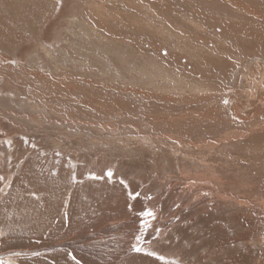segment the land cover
<instances>
[{
  "label": "rangeland",
  "instance_id": "1",
  "mask_svg": "<svg viewBox=\"0 0 264 264\" xmlns=\"http://www.w3.org/2000/svg\"><path fill=\"white\" fill-rule=\"evenodd\" d=\"M262 70L264 0H0V202L20 189L33 205L55 204L38 212L44 231L60 234L41 240L37 263L83 264L100 242L104 259L132 251L120 264H217L208 247L192 250L196 237L210 241V209L192 222L163 190L177 198L182 171L222 170L230 156L254 157L247 173L264 176L260 137L230 153L197 148L242 132L241 118L263 121ZM228 210L212 215L229 224ZM263 222L248 241L254 253ZM20 236L6 246L17 262L30 250Z\"/></svg>",
  "mask_w": 264,
  "mask_h": 264
},
{
  "label": "bare ground",
  "instance_id": "2",
  "mask_svg": "<svg viewBox=\"0 0 264 264\" xmlns=\"http://www.w3.org/2000/svg\"><path fill=\"white\" fill-rule=\"evenodd\" d=\"M237 6L240 7L239 4H237ZM253 12H254V10L251 12V14H254ZM248 13H250V12H248ZM4 17H5V15H4ZM259 17H260V14H259ZM248 49H250V48H248ZM260 73L264 77V71L262 70V71H260ZM260 85H261V83H260ZM166 120H167V118H166ZM241 120L245 123V129H243L242 132L237 131L234 133L225 134L224 136H222L217 141H215V138H214V141L212 143H209V144L201 143L200 144L201 146H197V148L201 149V147H203V148H206V150H208V149H216V148H219L220 146H225L228 149L226 151H228L230 153V149L228 147L231 146L232 142H234V144H237L240 142V144H241V143H244L245 141L251 140L252 136L260 137V139H264V119H263V121H245V118H241ZM167 121H169V120H167ZM184 123H185V121H184ZM194 146L196 147V145H194ZM228 152H226L225 154L228 155L229 154ZM262 155H264V154H262ZM251 158H254V157L249 156L246 158L248 160H244L241 162V161H238L239 160L238 157L233 158L232 156H230L229 157L230 161L226 165L223 166L222 170H218V171H216L215 169L206 170V171L199 170V169H197V170L193 169L192 171L191 170L186 171L185 169H188V168H186L184 166L185 171L184 172L182 171V175H180L181 179L179 180L180 186H179L177 198H176V194L174 192H173V194H171L172 192H170L169 190L168 191L166 189L163 190V193L166 194L165 197L169 196L170 204L175 205L176 199L179 200V202H178L179 203V211L183 214V216L186 219L192 220V222L196 217H200L201 214L207 213L210 209V213H211L212 218H211L210 223L205 224L204 232L202 234L203 239L211 234L210 235L211 238H209L210 241H206V242L203 241L204 243L199 245V243H201V236L196 237L194 239L195 242L192 245V247H193L192 250H194V248H196L197 252L199 250H200V252H201V250H202V252H206L207 249L205 250L204 247L205 248L208 247L209 252L211 254V260L217 262V264H264V240L260 242L261 246L258 249V253L257 252L254 253V251L249 249V242H250L249 240L251 239V237L255 233V231L258 230L259 222L262 223L264 221V181L263 182L260 181V176L262 177V175L258 176L260 171L256 172V174H255L256 176L259 177V180H257L256 179L257 177H255L254 181H253V177H251V174L247 173V170H249L248 168L253 167V165L256 163V161L254 162ZM234 165L237 166V167H234V169L238 172L232 171L233 170L232 167ZM263 165H264V163H262L261 167H263ZM242 170L244 171L243 173L249 177V179L250 178L252 179V181L250 179L246 183L241 182V178H243V177H241V174L239 172ZM263 170H264V168L263 169L261 168V172H263ZM263 177H262V179H264ZM16 183H17V188H21L20 187V179H16ZM161 183H162V189L165 188L164 187L165 182L162 181ZM77 187H78V185H77ZM16 190H17V192L15 193L14 198H9V199H6V200H3L2 202H0V264H14V262L17 264H38L37 263V261L39 259L38 256H39V253L41 252L38 249H40L39 245H40L41 240L44 243L48 238L53 236L52 235L53 231L55 232L56 235L60 234V232L58 230L53 229L54 227L53 228L49 227L48 229L46 228L44 231L43 228L46 227L45 223L47 225H49V222L45 221L44 219L39 218L40 214H38V212H40V213L41 212H47L48 213V211L56 209V206L54 203H52V207H51L48 204V202L45 205H42L41 203L39 205H33L32 202H30V201L27 202L26 201L27 199L23 198L22 191L20 189H16ZM70 193H72V192H70ZM12 195L10 197H12ZM84 195H85V193H84ZM0 197H2V195ZM84 198L86 199V197H84ZM85 199H84V201H85ZM110 202H112V200ZM43 203H45V202H43ZM211 203H214L215 205L212 206ZM64 204L62 203V205H64ZM81 205H82V202H81ZM57 208H59V207L57 206ZM79 208H80V206H79ZM234 208H236V210H234ZM76 209H77V207H76ZM81 209L83 210L84 208H81ZM223 209H225V210L229 209L228 211L230 212V214L228 215V217L226 219V220L229 219L228 220L229 224H227V223L225 225L221 224V221L219 219L222 217V215H219V216L218 215H214V216L212 215L213 210L224 212L225 210H223ZM252 210L254 212L250 213ZM232 212H233V214H232ZM25 214L27 215L26 216L27 219L25 218ZM261 214H262V216H261ZM42 216H45V215H42ZM181 219H183V218H181ZM226 220H222V221L225 223ZM54 221H56V220H54ZM50 222H52V221H50ZM131 222H133V220ZM169 223H171V221ZM203 223H204V221H203ZM120 224L124 225V223H120ZM148 224H150V222ZM167 225H169V224H167ZM228 226L231 227L232 233H229L227 231ZM56 227H57V225H56ZM67 227L71 228L70 225H68ZM70 228H68V229L70 230ZM126 228H128V227H126ZM133 228H135V227H133ZM42 230L45 232L44 234H43ZM125 230H127V229H125ZM138 230H136V231H138ZM117 231H119V230H117ZM132 231H133V229H132ZM136 231H135V233H136ZM102 233H104L103 229H102ZM26 234L28 236H26ZM159 234H161V233L159 232ZM182 234L184 235V232ZM8 235L14 236V237L16 235H19V236L22 235V237L25 236L26 237L25 242L28 244L29 249L32 251L25 250L24 252H22V254L20 256H16V257H20V260L18 262L16 261V258H13V257L9 258L7 248H9V245L12 247L11 244H14L17 241H16V238L10 239V237H8ZM88 236H90V235H88ZM100 237H101V235H100ZM126 237H128V236H126ZM147 239H150V238L147 237L146 241H147ZM184 239H186V238H184ZM205 240H206V238H205ZM20 241H22V240H20ZM155 241H156V239H155ZM209 244H210V246H207ZM7 245H8V247L6 248ZM19 245H21V244H19ZM65 245L68 246V244H65ZM86 246H87V244H84V243H82L81 240H79L75 243H72L70 245V248L72 249L73 252L76 253L77 257H79L77 251L78 250L83 251L84 248H86ZM89 246H90V249H89L88 254H89L90 258L88 259V261L86 263H83V264H120L122 260L124 261L128 258H134V257H132V251H130L128 248H124V249L118 248L117 250L115 248H113L112 251H110V250L107 251L108 254L104 259L103 254H105V251L102 249V247H103L102 243L93 242ZM124 246L125 245H123V247ZM245 246L248 247L247 250L244 248ZM17 247L19 248V246H17ZM251 247L253 249L254 246H251ZM255 248H256V246L254 247V249ZM19 249H21V248H19ZM43 249L49 250L48 247L43 248ZM11 250H13V249H11ZM21 250H23V249H21ZM55 252L57 255V251H55ZM59 252H60V250H59ZM48 253H50V252H48ZM13 254H14V252H13ZM179 254H181V253H179ZM223 254H224V256L220 259V255H223ZM52 255L54 256L55 254H52ZM58 255H60V254H58ZM61 256H63V254ZM45 257L48 258V256H46V254H45L43 256V260L41 259V263L46 260ZM108 257H109V259H107ZM58 258H60V257H58ZM10 260H13V263H10ZM62 260L63 259L59 260V262L61 264H63ZM50 262H51V260H50ZM125 262H127V261H125ZM136 264H150V263L147 261L146 262H140L139 261Z\"/></svg>",
  "mask_w": 264,
  "mask_h": 264
},
{
  "label": "snow or ice",
  "instance_id": "3",
  "mask_svg": "<svg viewBox=\"0 0 264 264\" xmlns=\"http://www.w3.org/2000/svg\"><path fill=\"white\" fill-rule=\"evenodd\" d=\"M109 175H111V173H109ZM146 215H147V216H152L153 214H152L151 212H148V213H146ZM137 239H139V238H137ZM135 251H137V252H141L142 249L139 248V247H137V248H135ZM148 255H152V254H151V253H148ZM160 259H163V258L160 257Z\"/></svg>",
  "mask_w": 264,
  "mask_h": 264
}]
</instances>
